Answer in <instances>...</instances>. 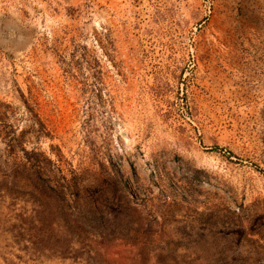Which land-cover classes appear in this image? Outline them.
Masks as SVG:
<instances>
[{
	"label": "rangeland",
	"instance_id": "rangeland-1",
	"mask_svg": "<svg viewBox=\"0 0 264 264\" xmlns=\"http://www.w3.org/2000/svg\"><path fill=\"white\" fill-rule=\"evenodd\" d=\"M0 264H264V0H0Z\"/></svg>",
	"mask_w": 264,
	"mask_h": 264
}]
</instances>
